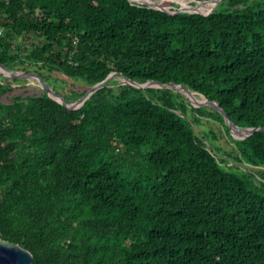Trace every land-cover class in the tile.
Returning a JSON list of instances; mask_svg holds the SVG:
<instances>
[{
    "label": "trees",
    "instance_id": "trees-1",
    "mask_svg": "<svg viewBox=\"0 0 264 264\" xmlns=\"http://www.w3.org/2000/svg\"><path fill=\"white\" fill-rule=\"evenodd\" d=\"M220 4L0 0V64L74 79L65 101L114 71L174 81L264 126V0ZM1 76L0 239L32 264H264V130L236 139L218 110L165 86L115 77L72 108ZM203 119L232 150L205 142Z\"/></svg>",
    "mask_w": 264,
    "mask_h": 264
},
{
    "label": "water",
    "instance_id": "water-1",
    "mask_svg": "<svg viewBox=\"0 0 264 264\" xmlns=\"http://www.w3.org/2000/svg\"><path fill=\"white\" fill-rule=\"evenodd\" d=\"M131 3L134 4H141L145 5L146 7H151L155 9H159L165 12H197V13H204V12H210V11H200L196 9V6L198 5V2H204L206 0H200L194 4H180L178 7H172V6H162L159 5L157 2L153 1H137V0H129ZM221 0H214L211 5H216ZM177 3V2H176ZM210 5V6H211ZM0 73H4L10 77L20 78L23 77L27 80H34V84L39 86L42 90L46 92V94L57 101L58 103L69 106L72 108H79L81 107L84 102L90 97V95L101 88L103 85H105L110 79L112 78H119L118 84H129L135 88L139 89H146L148 87H169L177 91L178 93L182 94L184 98L191 99L194 104L198 106H210L216 110H218L224 117L225 123L230 127V129L233 132V136L236 139H244L248 136H250L252 133H254L256 130H264V126H255V127H244L236 125L234 122H232L226 113V111L221 107V105L216 101H211L206 99L203 95L197 93L196 91L190 90L187 86H184L181 83H176L174 81H160V80H150L145 82H138L135 81L128 76L122 74L121 72H110L104 79L101 81L93 84L90 86L86 92L77 100L74 101H65L62 99L60 95H58L50 86L49 84L38 74L30 71H24V70H10L6 68L5 66L0 64ZM197 95L201 97L198 98ZM33 263V255L32 253L23 248L22 246L8 242L5 240L0 239V264H32Z\"/></svg>",
    "mask_w": 264,
    "mask_h": 264
},
{
    "label": "rangeland",
    "instance_id": "rangeland-1",
    "mask_svg": "<svg viewBox=\"0 0 264 264\" xmlns=\"http://www.w3.org/2000/svg\"><path fill=\"white\" fill-rule=\"evenodd\" d=\"M198 1L199 0H161V1L157 2V3L159 5H162V6L178 7L180 5L178 3H181V4L188 3V4L191 5L192 3H196ZM213 1L214 0H206L204 2H198V5L196 6V9L200 10V11H212V10H214V9H216L218 7V5L220 4V2L222 0L219 1L216 5H211V3ZM167 2H171V3L169 4ZM219 7L221 8L222 4H220ZM17 71H19V70H17ZM30 72H33V71H30ZM42 74H43L42 75L43 79L58 94L59 93L61 94L62 90H64V88H66L67 85L70 84V82L74 81V79H70V78L66 77L65 75H63L61 73H58V72L47 73V72L42 71ZM2 75L3 76H1V77L3 79H8V78H6L8 75H6L4 73H2ZM8 77H10V76H8ZM11 78H15V77H10V79H8V81L11 82L12 86L27 85V86H29V88H30L29 90L30 91L31 90L32 91H36L35 87L37 85L34 84V80H31V79L27 80V79H25L23 77H20V78H16V79H18L17 81H12ZM20 80H24V81H20ZM76 81H78V83H79V86H78L79 88L80 87H84V86L86 87V85H85L83 80L78 79ZM38 91H39V89H38ZM15 92H17V90H15ZM197 97L201 99V97H199V95H197ZM219 128L222 129V126L219 125V123H217V122H207V120H205V119L202 120V123L199 126L195 127L196 131L201 133V134H202V132L204 130L207 131L206 132V137H205V142L209 146H212V147H216L217 146V149L220 148V150H218V151L216 150V151L218 152V154L221 155V154H224L225 151L232 150L233 145H232V142L230 140H227L224 136L222 137V135L218 131ZM210 129H213V130H210ZM212 131H214L215 134ZM214 135L217 138L216 141H213V136ZM231 162H233V161H231Z\"/></svg>",
    "mask_w": 264,
    "mask_h": 264
},
{
    "label": "built area",
    "instance_id": "built-area-1",
    "mask_svg": "<svg viewBox=\"0 0 264 264\" xmlns=\"http://www.w3.org/2000/svg\"><path fill=\"white\" fill-rule=\"evenodd\" d=\"M4 26L0 23V34H3L4 33Z\"/></svg>",
    "mask_w": 264,
    "mask_h": 264
},
{
    "label": "bare ground",
    "instance_id": "bare-ground-1",
    "mask_svg": "<svg viewBox=\"0 0 264 264\" xmlns=\"http://www.w3.org/2000/svg\"><path fill=\"white\" fill-rule=\"evenodd\" d=\"M140 1H148V2L153 1V2H159V1H161V0H140ZM199 97H200V96H199Z\"/></svg>",
    "mask_w": 264,
    "mask_h": 264
},
{
    "label": "clouds",
    "instance_id": "clouds-1",
    "mask_svg": "<svg viewBox=\"0 0 264 264\" xmlns=\"http://www.w3.org/2000/svg\"><path fill=\"white\" fill-rule=\"evenodd\" d=\"M200 1V0H199Z\"/></svg>",
    "mask_w": 264,
    "mask_h": 264
}]
</instances>
